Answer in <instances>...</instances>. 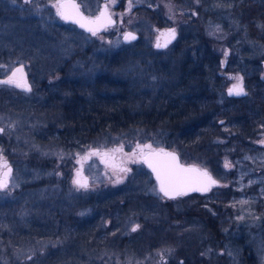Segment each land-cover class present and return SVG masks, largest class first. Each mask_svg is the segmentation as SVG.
Wrapping results in <instances>:
<instances>
[{"label": "rangeland", "instance_id": "1", "mask_svg": "<svg viewBox=\"0 0 264 264\" xmlns=\"http://www.w3.org/2000/svg\"><path fill=\"white\" fill-rule=\"evenodd\" d=\"M189 1L193 7H190L188 0L178 2L174 0H111L112 14L118 20L116 25L93 35L61 18L55 7L58 0H27V2L26 0H0V12L3 8H10L17 9L20 13L13 18L18 23L11 20L9 22L12 23L4 24V28L8 29H0V47L17 50L22 44L28 43L32 50L45 53V58L55 57L56 64H53L52 70L59 69L66 60L72 62L68 68L71 75L65 82L60 83V80L56 81L55 79L58 78L54 77L51 81L48 80L52 87L49 91L55 90L58 94L60 86L63 88L69 86L67 90L70 91H75L74 88L86 87L84 84H88L90 90L96 88L99 78L95 77L108 73V64L113 60L111 56L124 51H135L132 58L134 64L127 67V70L130 74L138 70L139 72L134 76L142 79L144 71H141L140 64L145 62L149 68L153 69L154 62L150 61L153 58L149 56L160 54L167 56L172 50L171 47L159 51L155 47V43H158L161 38L162 30L159 28L163 25L160 22L165 24L164 26L174 25L181 39L194 40L198 35L201 39L210 38L217 49L222 50V53L225 51L222 61L226 60L232 52L228 42L234 40L238 41L247 53L253 51L256 55L264 54V43L261 44L257 37H250L247 27L236 21L238 17L234 16L235 6L232 1L212 0L209 2L210 6L201 9V14L197 10L199 1ZM145 7L159 10L162 20L160 21L158 16L145 14ZM193 11L195 15L192 14ZM207 11H211L212 18H205ZM19 18H21L20 22ZM29 19L33 21L30 23ZM2 20L0 18V22H3ZM44 25H47L48 29L45 30ZM35 28H38V31ZM128 32L138 34V37L133 39L130 33L126 35ZM203 42L206 46L207 43ZM193 45L198 46L197 42ZM188 52L185 53L188 54ZM166 56L160 58L167 60ZM21 57L19 51L13 56L10 55L8 58L14 61L9 64L3 62L6 58L0 57V77H5L4 75L14 68L22 69V72H17L18 74L23 73L29 76L27 61ZM32 58L30 56V59ZM124 59L128 60L129 57ZM124 59L116 58V61H124L123 65L126 67L129 61ZM261 60L264 64V55ZM39 68L45 69L43 66ZM76 70L82 73V79H84L82 85L74 78ZM41 73L44 77V73L42 71ZM244 73L246 75L245 71ZM54 80L57 83L52 84ZM30 82L33 86L38 84L34 80ZM152 90L157 91L156 86L152 87ZM247 91L246 89V93ZM106 94L108 92H104V97ZM21 95L22 97L15 101L16 104L6 101L0 105V128L4 129L0 132V161L8 159L14 165L10 185L7 188H0V264H168L169 257L175 254L173 250L176 249L173 246L163 245L162 253L161 251L145 252L138 256L134 251L127 249V243L123 245L124 247L117 249L119 242H116L117 238L121 240L126 235L130 238L142 229L141 222H136L135 218L142 217L149 224L151 221L161 219L153 207L146 210L142 208L140 211L137 210L138 208L131 210L132 217H135L132 220L129 219L128 213L125 214L122 211V201L126 203L127 200L131 202L130 204L133 203L132 197L126 198L125 192L129 187H140L142 189L140 191L144 192L146 186H154L152 174H149L144 165L138 161L140 151L137 146L164 144L160 129L132 128L127 133H111V138L106 136L101 141H96L100 147H111L118 151L129 171L126 173L122 169L112 170L105 167L107 174L104 175L101 171L104 167L100 163H97L98 167L95 171H91V166H86V170L92 174L95 183L87 189L79 188L74 182L79 179L78 163L85 157L92 144L80 147L75 143L70 144L73 146L61 143L60 134L62 133H58L54 123L63 122L68 116V113L63 112L62 100L58 103L51 101L52 104L49 105L50 92L46 94V99L38 93ZM34 101L37 107L31 108ZM96 103L94 110L100 111L98 99ZM224 128L223 130H227L228 125ZM258 131L253 144L247 143L239 155L231 151V149L235 150V144L226 147L218 166L220 172L218 179L224 192L221 194L219 190H215L206 199L208 202L214 201L217 204L215 209L206 207L210 209L213 216H221L222 231L226 235V240H223L221 244L222 247L217 246L219 243L214 247L210 243L204 245L202 252L204 257L217 259L215 264H220L217 258L219 254L224 255L222 263L238 264L240 238L246 234L248 239L246 237L244 240L250 242L252 251L257 257L256 261L258 264H264V143H262L264 129ZM134 152L136 156L132 155ZM199 164L206 166L200 161ZM99 187L103 189L109 187L113 194L119 189L123 192L111 198V215L109 211H104V205L101 204L98 206V212L101 214L99 222L93 226L81 225L79 222L71 224L67 219L57 218V212L64 215L69 213L70 207L75 205V197L83 195L77 202L84 203L85 194H91L90 192ZM149 193L156 195L160 203L164 201L154 188H151ZM183 202L187 200L184 198L178 200L179 205ZM80 215L92 225L90 219L94 216L92 208H83ZM66 217L69 218L70 213ZM107 220L111 221V225L107 223ZM179 222L186 223L183 219ZM136 223L139 224V228L133 231ZM200 225L192 222L189 225L176 226V229L179 228V231L182 230L181 228L184 229L182 233L179 232L180 236L191 237L192 232ZM154 227V225L145 226L144 233H149L147 230H153ZM171 227L173 226L163 225L159 228ZM108 235H110V241ZM203 237L200 236V240ZM183 263V259L179 258L176 264Z\"/></svg>", "mask_w": 264, "mask_h": 264}, {"label": "trees", "instance_id": "2", "mask_svg": "<svg viewBox=\"0 0 264 264\" xmlns=\"http://www.w3.org/2000/svg\"><path fill=\"white\" fill-rule=\"evenodd\" d=\"M224 1L233 2L234 16L238 17L236 21L247 27L250 37H257L261 44L264 43V0ZM204 2L206 0H202L199 10L206 6ZM203 41L207 43L206 46ZM234 41L228 42L232 52L227 59L231 66L235 64L234 68L238 69L236 75H243L248 91L241 97L227 95L226 87L231 81L232 73L219 62L221 58L224 59L225 51L222 53V50L217 49L216 44L208 37L201 39L198 35L194 40L180 39V45L172 48L167 56L162 54L149 56L153 58L150 61L154 62V68H149L145 62L140 64L141 71H144L142 79L134 76L138 70L134 74L127 70V67L134 64L132 58L135 51L112 55L111 75L102 73L96 82L95 89L99 91L101 98L92 91L90 93L91 98H94V104L97 99L99 103L100 111L93 114L98 115L97 121L101 124L100 135L109 129L103 123L110 122L111 133H127L129 129L144 127L160 129L161 139L168 146H176L184 159L192 158L205 163L219 178L218 166L226 147L235 144L236 151L232 149L231 151L239 155L247 143L253 144L258 130L264 129V70L263 65L261 66L264 54L256 55L253 51L247 53L238 41ZM195 42L198 44L197 47L193 45ZM186 51H189L188 54ZM162 56H166L167 60L160 58ZM124 57L129 59L125 60ZM191 57L198 59L199 62L195 65L189 64L188 60ZM116 58L129 61L128 66L123 65L124 61L117 62ZM154 86L157 91L152 90ZM104 92H108L105 97ZM83 100L87 103L86 97ZM84 115L87 116L85 111ZM225 125H228L227 130H223ZM71 132L73 133H68L67 136L62 132L60 138L73 136L71 139L75 141L74 130ZM219 186V184L214 186L208 194L183 197L187 202H183L180 207L185 209L184 212L188 210V214L187 222L181 226L192 222L201 224L192 232L193 236L180 237L177 243L179 256L185 260L183 264H215L217 260L213 257H204L202 252L204 245L210 243L214 247L219 243L217 246L222 247L223 240H226V235L222 231L221 216H213L206 207L217 208L214 201L208 202L206 199L215 190L222 194L224 189ZM200 236H204L203 239L200 240ZM246 237L248 239L247 234L240 238V259L237 262L258 264L250 242L244 240ZM223 256L219 254L217 257L220 264H224ZM177 260L178 258L171 260L169 264H176Z\"/></svg>", "mask_w": 264, "mask_h": 264}, {"label": "flooded vegetation", "instance_id": "3", "mask_svg": "<svg viewBox=\"0 0 264 264\" xmlns=\"http://www.w3.org/2000/svg\"><path fill=\"white\" fill-rule=\"evenodd\" d=\"M174 1L178 2V1H182V0H174ZM198 1H199V7L197 10L201 14V10H199V9L201 7L202 0H198ZM78 2H79V5L81 6V8L83 9V12H85L86 15H88L90 17H94V16L96 17V16H98V14H101L103 9L105 8V5H107L106 9L109 12V14L112 15L114 18H116L115 15L112 14L111 0H98V1L97 0H94V1L93 0H91V1L87 0L85 2L83 0H78ZM188 2L190 4V7H193L192 3H190L189 0H188ZM209 2H212V0H206V2H204V3L206 6H210ZM97 6H98V8H97ZM206 6H204V7H206ZM3 9H2V12H0V14H1L0 16H2L0 18L3 19L2 20L3 22H0V29L6 30L8 28H4V26L7 24H10L12 22H17V20H14L13 18L18 16L20 13H18L17 9H10V8H3ZM144 9L146 10V11H144L145 14H147V15L150 14L153 17L158 16L162 19V17H161L162 14H160V12H158L159 10L157 11L156 9H152V8H148V7H145ZM90 10H92L93 12ZM207 12H208V14L205 13V18L211 17V14H209L210 11H207ZM192 14L195 15V11H193ZM11 20H12V22H9ZM20 20H21V18H19V22H20ZM26 20H28V19H26ZM32 21H33L32 19H29L30 23ZM65 21L69 22L68 20H65ZM69 23H71V22H69ZM160 24H163V23L160 22ZM75 25L77 26V24H75ZM78 27H80V26H78ZM111 27L112 26H105L101 30H97V32L105 31L106 29L111 28ZM169 27H174V30L177 33L176 38L172 42L167 44L165 47H161V46L158 47L157 45H161V42H163V39L165 38V35L167 34V29ZM38 28L40 29V27H38ZM38 28H35V29L38 31ZM44 28H45V30L48 29L47 25H44ZM80 28L83 29L82 27H80ZM159 29L162 30L161 38H160V41L158 43H155L156 44L155 47L157 49H159V51L160 50H166V49H169L171 47L174 48L177 45H180L179 40L181 38H179V32H177L178 30H176V27L174 25H172V24H169L167 26L163 25V27H161ZM85 31L86 30H84V32ZM86 32L92 33L90 31H86ZM52 37H54V36H52ZM0 44H1V42H0ZM2 47L3 46L0 47V57L6 58V60L3 62H6L7 64L13 62L14 60H11V58H8V57L10 55H12V56L15 55L17 53V51H19V56L20 57L22 56L21 58L25 59L27 61L26 62V66L28 68L27 71H29L30 75L28 76V75H25L23 73L18 74L16 72V78L20 79L22 77L23 80L27 83V85L30 86L31 91H26L24 88H19V87H16L14 85L0 83V84H2L0 86V105H3V103H5L6 101H8L9 103L10 102L15 103V101L17 99H20L22 97L21 94H24V93H28V94L38 93V94L42 95L41 97H44L46 99L47 98L46 94L48 92H50L49 105L52 104L51 101L58 103V102H61V100H62L63 101L62 105L64 106L63 112L66 114L68 113V116L64 119L63 122H55L54 126L56 127L57 130H59L60 133L63 132L65 136H67L68 133L69 134L73 133V132H71V130L72 131L74 130L75 141H73V139H71L73 136L72 137H63V138H60L61 143L66 145V146L70 145L69 143H71V144L75 143L77 146H80V147L81 146L84 147L88 144H92L91 148H89V150H88V152H86L85 156H87L89 153L94 152L96 150H98L100 153V155H94V154L90 155L89 158L82 159L78 163L80 166V168L77 170V173L78 172L80 173V176L78 178L87 180V185H88L87 188L92 183H95V181H94L92 174L89 173L88 170H86V166L87 167L91 166V171H95V170H97L96 167H98L97 163L98 164L100 163L104 167L101 170L104 175L107 174L105 167L106 168L108 167V169H112V170L113 169H127L128 170V166L124 162L125 160L122 159V155L119 154L118 151H113L115 149H111V147H104V146L100 147L96 143V141H99V140L101 141L106 136H107V138H111L110 137L111 136V122L110 123H103L109 129H107L106 133L100 135V132H99L100 129L99 128H100L101 124L99 121H97L98 117L97 116L94 117L95 114H93L94 112H96L94 109L96 108L97 103L94 104V100H93L94 98H91L90 93L92 91V93H95L98 97L99 91H97V89H95V88L92 90L88 89V84H84V86L86 85V87H82L81 89L77 88L78 90L76 88H74L75 91L67 90L69 88V86L64 87V88L60 86V88L58 90V91H60L59 94L55 90L52 91L53 93L51 91H49L52 88L50 86L49 81H51V79L53 77L58 78V79H55L56 81L60 80V83H63V81L65 82V80L68 78V76L71 75L68 68H70V65L72 62H70V61L67 62V60H66L64 62V64L59 69L52 70L51 67L53 66V64H56L55 57L54 58L51 57L50 59L47 57L45 58L44 57L45 53H41V52L32 50L30 45H28V43L22 44L21 46H19L21 48H19L17 50H15L13 48L5 49V47H3V48ZM23 49H24V51H23ZM30 56L33 58L30 59ZM38 56L40 58H38ZM222 60H223V58H221L219 61V62H221L222 66H224V68L226 70L227 69L230 70L229 72L232 73L231 81L229 82L230 84L226 87V93L229 92V88H232L234 85H237L238 83H243V85L246 88V84L244 82L243 76L242 75H240V77H239V75L236 76V72H237L236 70H238V69L234 68V66H231L229 64V61L227 58L224 61H222ZM71 61H73V60H71ZM213 61H216V60H213ZM197 62H199V60L194 58V57H191L188 60V63L191 65H195ZM262 65H263V70H264L263 60H262ZM39 66H43V67H45V69H41V68H39ZM110 66H111V63L108 64V67H107V69L109 70L107 74H109V75H111V67ZM40 70L44 73V77H42L43 75H41L42 73ZM15 71H16L15 68L12 69V71H9L7 75H4L5 77H3V76L0 77V81L7 80L10 76H12L13 72H15ZM75 74H76V76L74 77L75 80H77L82 85V81L84 83V79H82L83 76L81 75L82 74L81 71L76 70ZM64 76L65 77L67 76V77L65 78ZM235 76H236V78H235ZM63 77H64V79H63ZM97 77H99V76L97 75L95 78H97ZM238 78H242L243 80L240 81ZM30 80L31 81H33V80L37 81L38 84L33 86L31 84ZM55 80L52 84H54L56 82ZM233 80L235 81V83H233L234 82ZM227 95H229V94L227 93ZM244 95H246V94H244ZM244 95H234L233 94V95H229V96L241 97ZM84 97L88 98L87 103L84 102V100H83ZM34 103H35V101L32 102V104L30 106L31 108L37 107V104H34ZM90 105H91V107H90ZM15 106H17V105H15ZM38 106H39V104H38ZM50 107H52V106H50ZM50 107H49V109H51ZM83 110L86 112L87 116L84 115ZM91 112H92V114H90ZM60 135L62 136L63 134H60ZM108 140H110V139H108ZM152 148L153 149H165V150H170V151H177L180 154V156H181L180 159L183 162L195 163V164L200 165L199 161H196L192 158L191 159H184V157L181 155L180 150L178 148H176V146H168L166 143H164V144L153 143ZM147 151L148 150L146 149L145 152H147ZM105 153H107V155H105ZM143 160H144L143 156L140 155L138 161H140L144 165L146 170L149 171L150 169L147 167L146 163ZM4 161H6L9 166L10 165H12L11 167L14 166L10 162V160H8V159L1 160L0 161V175H2V173L5 171V169L2 167V164ZM200 166H202V165H200ZM206 166H202V167H205V168L208 167L207 169L216 177V179L218 181L217 184L221 185L220 181L218 179V176L215 174V172L212 171V169L209 168V166H207V167ZM13 170H14V167H13ZM13 170L10 174L11 177L13 176ZM128 171H124V172L128 173ZM150 173L153 176L152 182H153L154 186H151V187L146 186L144 188V190H145L144 192L140 191V190H142L140 187H135V186L129 187L125 192V193H127L126 198L129 199L132 197L133 203L130 204L131 202L129 203L127 200H126V203L124 201H122V204H123V206H122L123 210L122 211L125 212V214L128 213L127 215H129V217H130L129 219L132 220L135 217H132L131 210L138 208L137 210L140 211L142 208H145V210H146V209L153 207L155 209L154 211L158 214V216L161 219H159V221L158 220H155L153 222L151 221V223L149 224V223H146V221H144L142 217L135 218L136 222H138V223L141 222L142 229L137 234L131 236L130 238H129V236L127 237V235H126V236H123L121 238V240H118V238H117V240L115 239L117 243L119 242V246L117 247V249L124 247L123 245H125L127 243L128 244V245L126 244L127 249H129L130 251H134L138 256H140V255H142V253H145V252L161 251V253H162L163 252L162 246L163 245H169V246L175 247L176 250L175 251L173 250V253H175V254L173 256L169 257V259L167 261L168 264L171 263V260H175L177 258L179 259V257L182 258L183 261L185 262L184 258L181 257V255L179 256V253H180L178 250L179 245L177 244L180 241V237H183V236H180L179 232L182 233L183 231H181V230L179 231V228L176 229V226H179V225L181 226V225L185 224V222H182L180 224V222H179L180 219H183L187 222L186 216L188 214L187 213L188 210H186L184 212L185 209H182L180 207L178 200L183 199V197L186 195L187 196H190V195H192V196L198 195L199 196L202 194H208L214 186L212 188H210L211 190L207 193L194 192V193H187L186 195H179V196H176L175 198H169V197L164 196L163 193L159 192V186H158L157 182L155 181L154 175L151 171H149V174ZM11 180H12V178H11ZM151 188H154L155 191L160 194V196L162 197V199L164 201H162L160 203L158 198L156 197V195L149 193V190ZM101 190L103 192H101ZM90 193L91 194H85L86 200L84 201V203H78L77 202V200L80 199L83 195H79V196L75 197V199H74L75 205H73V207H70L71 209L69 210V213H70L69 218L66 217V215L69 214L68 212L65 215L57 212V216H58L57 218L67 219V220H69V222L71 224H75V223L79 222L81 225L88 224L87 226H93L94 224L99 222V215H101L98 212V209H99L98 206L103 204L104 205V207H103L104 211L105 212L109 211L110 215H111V205H110L111 204V198L117 197V194H122L123 192L120 191V189L116 190V192L114 193L115 194V196H114V194L111 193V188L105 187V189H103V187H99V189L95 188L94 191H92ZM105 201H107V202H105ZM99 202H101V203H99ZM89 207L94 210V216H92L90 218L92 225L89 224L87 219H83V217H80L81 216L80 211L83 208H89ZM73 211H75V212H73ZM180 216H183V218H180ZM71 220H72V222H71ZM79 220H81L82 222H80ZM107 223H109V225H111L110 220H107ZM147 224L148 225H154L155 227L153 228V230H147V231H149V233L145 234L144 231L146 230L145 226H148ZM109 225H107V226H109ZM137 225H139V224L136 223V226ZM163 225H166L168 227L169 226H173V227L168 228V229L159 228V227H162ZM157 226H159V227H157ZM174 226H175V228H174ZM94 230L95 229L93 228V231ZM107 237H108V240L110 241V235H108ZM82 254H83V251H82L81 255ZM177 256H179V257H177ZM161 264H166V263H161Z\"/></svg>", "mask_w": 264, "mask_h": 264}, {"label": "snow or ice", "instance_id": "4", "mask_svg": "<svg viewBox=\"0 0 264 264\" xmlns=\"http://www.w3.org/2000/svg\"><path fill=\"white\" fill-rule=\"evenodd\" d=\"M55 7L57 8V14L62 19L72 20L74 23L80 24L81 27H87L88 31L92 32L93 35H96L97 29L88 27V25L96 24L100 20V17H97L96 20H89L85 23L83 21H85L86 18H84L79 12V5L74 2L66 3L58 0ZM105 8H107V5H105ZM171 34L174 36V29L171 30ZM157 46L159 47L160 45ZM16 72H22V69H17ZM16 72H13L12 76L5 81H0V83L14 85L19 88H24L26 91H31L30 86L27 85L22 77L20 79L16 78ZM238 79L242 81V78ZM229 93H234L236 95L244 94L240 83L234 85L233 88L229 90ZM3 131L4 129L0 128V132ZM262 143H264V141H262ZM137 147L139 148L140 155L144 158V162L147 163L153 172L156 173V178L159 181V192L163 193L166 197L175 198L179 195H186L188 191H207L212 184L216 183L206 171L201 172L195 167L185 168L180 165L174 153L165 152L163 149H153L150 144L142 147L138 145ZM145 149L148 151L145 152ZM120 150L122 151V148ZM93 154L100 155L99 151L96 150L82 159H87ZM105 155H107V153H105ZM132 155L136 156V153L134 152ZM2 167L5 171L0 175V188H7L11 168L6 161L3 162ZM122 171L128 170L122 169ZM77 176H80L79 172L77 173ZM74 182L79 188L86 189L88 186L86 179H77ZM137 228H139V225L133 228V231Z\"/></svg>", "mask_w": 264, "mask_h": 264}, {"label": "water", "instance_id": "5", "mask_svg": "<svg viewBox=\"0 0 264 264\" xmlns=\"http://www.w3.org/2000/svg\"><path fill=\"white\" fill-rule=\"evenodd\" d=\"M60 2H66V3H75L77 5H79V2L78 0H61ZM79 12L82 14V16L84 18H86L85 23H87V21L89 20H96L97 17H100V20L96 23V24H89L88 27H93V28H96L97 30H101L102 28H104L105 26H113L117 23V19L114 18L112 15L109 14V12L107 11L106 8L103 9V11L101 12V14H98V16H94V17H90L88 15H86L85 12H83V9L81 8V6L79 5ZM103 14V15H102ZM69 22L73 23L74 24H77V26H80V24L78 23H74L72 20H68ZM81 27V26H80ZM84 30L88 31L87 27H82ZM174 27H169L167 29V34L165 35V38L163 39V42H161V47H165L167 44H169L170 42H172L176 36H177V33L175 32L174 36L171 34V30H173ZM130 32L126 33V35H129ZM132 37H134L133 39H136L138 37V34H135V33H130ZM242 88H243V92L244 94H246V88L245 86L243 85V83H240ZM233 88V87H232ZM232 88H229L232 89ZM229 95H233V94H230L229 92H227ZM244 94H241V95H244ZM236 95V94H234ZM156 150H159V149H156ZM165 152H170V153H174L175 156L177 157V160H178V163L180 165H182L183 167L185 168H190V167H195L197 169H199L201 172L203 171H206L208 173V175L212 178V180H215L216 183L215 184H212L209 189L207 191H188L187 193H194V192H199V193H207L209 192L213 186H215L217 184V179L216 177L205 167H202L198 164H195V163H185L183 162L180 158V154L177 152V151H170V150H165L163 149ZM144 161V160H143ZM147 167L150 169L149 171H151L154 175V178H155V181L157 182L158 186H159V181L157 180L156 178V173L153 172V170L148 166V164L146 163ZM12 165H10V168H11V172L13 170V167H11ZM11 174V173H10ZM11 177V176H10ZM9 177V180H8V185L10 184L11 182V178Z\"/></svg>", "mask_w": 264, "mask_h": 264}]
</instances>
